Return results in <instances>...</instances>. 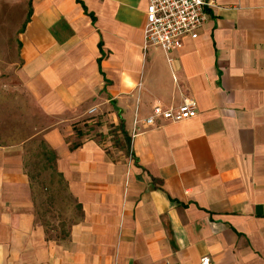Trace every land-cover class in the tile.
Instances as JSON below:
<instances>
[{"label": "crops", "instance_id": "crops-1", "mask_svg": "<svg viewBox=\"0 0 264 264\" xmlns=\"http://www.w3.org/2000/svg\"><path fill=\"white\" fill-rule=\"evenodd\" d=\"M208 1L166 54L148 0H3L27 11L0 57V264H264V0ZM186 98L195 118L147 124ZM38 144L76 210L54 228Z\"/></svg>", "mask_w": 264, "mask_h": 264}, {"label": "built area", "instance_id": "built-area-1", "mask_svg": "<svg viewBox=\"0 0 264 264\" xmlns=\"http://www.w3.org/2000/svg\"><path fill=\"white\" fill-rule=\"evenodd\" d=\"M146 24L144 27L145 46H158L166 54L182 47L185 36L196 39L206 22L208 0H148ZM198 105L194 99L186 98L176 108L157 104L153 115L146 122L153 125L163 119L174 123L195 118ZM198 264H213L209 256L201 258Z\"/></svg>", "mask_w": 264, "mask_h": 264}, {"label": "rangeland", "instance_id": "rangeland-1", "mask_svg": "<svg viewBox=\"0 0 264 264\" xmlns=\"http://www.w3.org/2000/svg\"><path fill=\"white\" fill-rule=\"evenodd\" d=\"M0 3V34L10 38V43L0 44V57L4 63L17 62L19 45L12 36H15L25 21L27 7L16 5L8 9L3 0H0ZM32 152L27 165L38 197L37 211L48 228L61 224L62 221L57 223L59 218L67 223L76 210L74 211L65 185L51 169V164L43 155L42 145H36Z\"/></svg>", "mask_w": 264, "mask_h": 264}, {"label": "trees", "instance_id": "trees-1", "mask_svg": "<svg viewBox=\"0 0 264 264\" xmlns=\"http://www.w3.org/2000/svg\"><path fill=\"white\" fill-rule=\"evenodd\" d=\"M45 156H46V158H47V160L49 161V162H54V160H55V154L53 153V152H51V151H47L46 153H45ZM57 175V174H56ZM58 176V175H57ZM58 177H61V176H58ZM61 180H62V178H61Z\"/></svg>", "mask_w": 264, "mask_h": 264}]
</instances>
